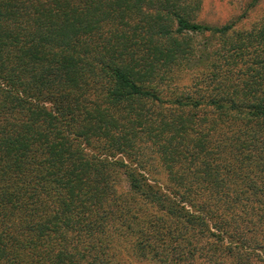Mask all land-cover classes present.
Listing matches in <instances>:
<instances>
[{
    "label": "trees",
    "instance_id": "trees-1",
    "mask_svg": "<svg viewBox=\"0 0 264 264\" xmlns=\"http://www.w3.org/2000/svg\"><path fill=\"white\" fill-rule=\"evenodd\" d=\"M177 2L0 0V264H264V75L158 93L235 25Z\"/></svg>",
    "mask_w": 264,
    "mask_h": 264
},
{
    "label": "rangeland",
    "instance_id": "rangeland-1",
    "mask_svg": "<svg viewBox=\"0 0 264 264\" xmlns=\"http://www.w3.org/2000/svg\"><path fill=\"white\" fill-rule=\"evenodd\" d=\"M176 1L178 2L174 9L187 19L211 27H220L233 22L235 25L225 35L190 34L189 44L194 49L192 56L189 57L190 60H187L181 68L171 65H168L167 68L158 66L161 73L167 74L169 77L167 81H163L157 87L158 93L169 95L168 91H184V86L188 85L190 79L196 76L195 74H198L199 76L196 77L201 79L203 74L210 73L211 68L222 62V57L228 54L231 66H237L241 70L248 69V75H251L254 70L264 75V0ZM145 9L156 11L152 7H145ZM235 52L239 53L238 58L233 57ZM173 86L175 89L172 88ZM197 86L202 88L204 85L200 81ZM263 86L261 85V88ZM193 91L194 89L191 90V92ZM151 164L161 171L162 165L158 158L154 159ZM250 235L264 247V228L258 233L251 232ZM257 253L260 254V251L258 250ZM261 253L264 254V250H261Z\"/></svg>",
    "mask_w": 264,
    "mask_h": 264
}]
</instances>
